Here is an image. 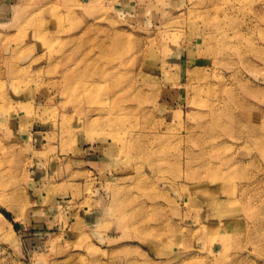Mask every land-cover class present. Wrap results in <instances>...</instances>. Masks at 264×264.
<instances>
[{
	"label": "rangeland",
	"instance_id": "obj_1",
	"mask_svg": "<svg viewBox=\"0 0 264 264\" xmlns=\"http://www.w3.org/2000/svg\"><path fill=\"white\" fill-rule=\"evenodd\" d=\"M0 264H264V0H0Z\"/></svg>",
	"mask_w": 264,
	"mask_h": 264
},
{
	"label": "bare ground",
	"instance_id": "obj_2",
	"mask_svg": "<svg viewBox=\"0 0 264 264\" xmlns=\"http://www.w3.org/2000/svg\"><path fill=\"white\" fill-rule=\"evenodd\" d=\"M0 218H3V219H5L6 221H8L6 218H5V216L0 212Z\"/></svg>",
	"mask_w": 264,
	"mask_h": 264
}]
</instances>
